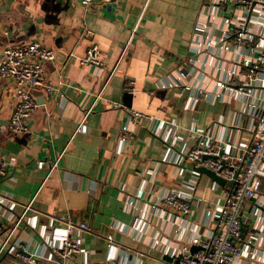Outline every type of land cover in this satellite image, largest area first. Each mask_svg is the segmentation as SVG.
Returning a JSON list of instances; mask_svg holds the SVG:
<instances>
[{"label": "crops", "instance_id": "crops-1", "mask_svg": "<svg viewBox=\"0 0 264 264\" xmlns=\"http://www.w3.org/2000/svg\"><path fill=\"white\" fill-rule=\"evenodd\" d=\"M216 1L113 0L110 8L95 1L86 10L82 0H0V54L32 40L55 50L44 66L55 90H33L28 132L8 129L13 82L0 76V158L8 163L0 196L5 205L13 202L0 209V264H26L19 255L60 264L52 249L65 234L64 215L90 228L77 232L82 252L66 264H167L191 237L208 234L202 199L221 202L223 186L183 162L192 131L235 139L237 127L245 128L260 109L256 100V107L244 106L216 86L244 55V46L224 49L225 17L245 24L256 49L264 50V8L256 5L251 16L242 5ZM91 43L101 50L103 70L78 62ZM258 76L264 79L263 72ZM177 78L189 90L167 86ZM128 79L135 81L134 93L123 91ZM110 101L151 118L133 122ZM121 126L133 134L131 141H118ZM172 189L192 197L190 213L159 203ZM29 202L26 221L2 251ZM244 214L248 227L238 244L246 255L233 264H264V180Z\"/></svg>", "mask_w": 264, "mask_h": 264}, {"label": "built area", "instance_id": "built-area-1", "mask_svg": "<svg viewBox=\"0 0 264 264\" xmlns=\"http://www.w3.org/2000/svg\"><path fill=\"white\" fill-rule=\"evenodd\" d=\"M95 1L107 8H110L113 2V0H82V6L88 10ZM228 1L242 5L251 16L256 5L259 6L260 11L264 8V0H217L216 2L223 5ZM225 23L229 30L228 35L226 34L222 40L224 49H230L232 44L244 46V55L228 72V80L217 81L216 86L229 92L231 96L239 97L244 101V106L254 107L256 104H251V101L256 100L260 109L245 128L237 127L235 139L215 138L210 130L192 131L194 140L183 155V162L193 168L199 166L209 169L229 184L221 187L223 197L221 202L211 204L207 198L202 199L203 221L201 222L212 226L208 234L191 237L187 245L175 251V254L169 255L167 264H233L246 255L238 244L241 228L245 225L244 212L251 200L259 198L264 180V79L258 76L261 72L264 73V50L256 49L257 45L246 33L245 24H234L229 17H225ZM83 34L90 36L91 31L85 29ZM125 52L126 48L122 56ZM54 58L55 50L39 40L6 46L2 49L0 76L13 82L15 96L8 120L10 132L20 134L29 131L28 120L36 108V99L32 94L34 89L42 88L45 94L55 90L44 68L45 64L53 61ZM78 62L80 65L90 63L102 70L105 69L101 50L94 43L86 48L84 54L78 58ZM114 69L116 68H113L112 72ZM167 86H183V89L189 90L188 84H181L178 78L176 82ZM257 89L262 91L260 96H257ZM123 91L134 93L135 81L126 80ZM109 104L112 108L125 109L133 122L139 123L141 120L151 118L138 109L124 107L120 102L110 101ZM170 124L175 128L178 127L174 122ZM117 138L120 143H126L132 140L133 134L126 126H121ZM169 159L170 157L166 158L167 161ZM7 165L8 163L0 158V178L5 175ZM191 173L196 174L194 171ZM5 201L0 196V209L3 207L11 209L13 202L5 205ZM125 201L134 206L133 200L126 198ZM159 203L165 208H173L177 212L188 214L192 211L194 202L187 193L172 189L159 198ZM23 207V213L17 216L9 227L8 238L6 237L2 244V251L11 243L14 231L19 228L20 223L26 221L25 216L31 209V202ZM61 222L65 225V234L61 237L60 246L53 248L52 252L60 259V264H66L69 258L82 252L77 232L89 231L90 228L84 223L76 222L69 215L62 216ZM15 245L19 244L16 242ZM193 246H196L195 250L191 249ZM8 252L14 254L15 246H10ZM19 258L26 264H35L31 255H19Z\"/></svg>", "mask_w": 264, "mask_h": 264}, {"label": "water", "instance_id": "water-1", "mask_svg": "<svg viewBox=\"0 0 264 264\" xmlns=\"http://www.w3.org/2000/svg\"><path fill=\"white\" fill-rule=\"evenodd\" d=\"M195 170L201 172V173H204L206 174L208 177H210L213 181H215L217 184L221 185V186H224V185H228L229 182H227L225 179L223 178H220L218 177L214 172H212L211 170L209 169H206L204 167H194ZM248 227V225H244L242 226V232H245L246 228ZM192 250H195L196 249V246H193L191 248Z\"/></svg>", "mask_w": 264, "mask_h": 264}]
</instances>
